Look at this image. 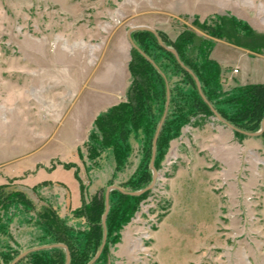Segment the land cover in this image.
Here are the masks:
<instances>
[{"label": "rangeland", "instance_id": "374dc122", "mask_svg": "<svg viewBox=\"0 0 264 264\" xmlns=\"http://www.w3.org/2000/svg\"><path fill=\"white\" fill-rule=\"evenodd\" d=\"M134 26L174 50L193 34L183 48L190 62L213 41L225 93L242 85L233 53L264 60V0H0V264L52 241L49 219L93 232L88 209L145 170L143 126L126 132L121 156L98 128L101 114L128 101L130 64H140ZM159 59L174 88L182 74ZM159 100L151 95L153 113ZM219 120L191 116L167 140L150 194L104 244L92 239L87 258L98 246L94 264H264V135H219Z\"/></svg>", "mask_w": 264, "mask_h": 264}, {"label": "trees", "instance_id": "16d2710c", "mask_svg": "<svg viewBox=\"0 0 264 264\" xmlns=\"http://www.w3.org/2000/svg\"><path fill=\"white\" fill-rule=\"evenodd\" d=\"M212 35L221 37L224 34L217 32ZM190 37L193 38L194 35L191 33L182 34L174 43L176 49L174 50L173 48L168 49L169 46L162 42L160 35L151 30H137L132 36L136 45L133 46V49L140 64L137 66L130 64L133 81L128 91V101L115 105L101 114L98 117V128L106 138L104 143L112 144L118 156H121V153L128 147L126 132L137 129L139 126H143L147 140L149 139V146L145 170L140 176L136 175L127 182L129 189L116 188L109 192V209L106 213L105 226L103 217L106 212L107 196L101 203L96 201L88 209L91 216L94 215L90 220L95 229L93 232L75 231L64 225L54 228L56 222L48 218L50 222L48 221L45 228L51 233L55 232L52 234L53 240L43 244L49 247H40L43 246L40 245L29 249L16 264L28 256L32 258V264H51L55 257L50 255L51 253L57 254L60 264H66L68 254L63 246L56 245L59 243L64 244L69 250V264H90L93 260L91 264L96 263L101 257L100 255L95 259L98 246L93 257L87 258L92 239L95 237L98 239V234L101 239L106 230L107 237H109L111 230L133 214L139 202L151 192V189H147V187L152 183L154 175V172H151L153 171L151 161L154 142L156 146L154 168H156L159 153L167 144V140L178 135L180 127L188 122L191 116L199 113L207 116L218 114L232 126L235 134L240 138L262 129L264 84L240 85L225 93L222 91L220 83L219 64L208 56L215 43L205 41L204 46H199V57L194 59V62H190L183 52L187 42L191 41ZM147 39L148 41H146ZM158 49L160 54L157 52ZM159 57H164L173 71H179L183 76L174 88L169 83L168 66L162 65ZM151 95L160 97V106L154 113L149 103ZM162 120L163 123L155 141ZM261 134L264 135V127ZM140 190L143 191L137 194L131 193Z\"/></svg>", "mask_w": 264, "mask_h": 264}, {"label": "crops", "instance_id": "0c3cea01", "mask_svg": "<svg viewBox=\"0 0 264 264\" xmlns=\"http://www.w3.org/2000/svg\"><path fill=\"white\" fill-rule=\"evenodd\" d=\"M245 49H239L237 50V53H233V57H230V60L233 59V63H236L240 68L242 72V85L248 84V83H264V60H250L248 54L245 52ZM223 61H226V59H222ZM244 60L243 64L244 67L240 66L239 61ZM225 63V62H224ZM218 119V118H217ZM219 120V119H218ZM220 121V120H219ZM221 124V125H219ZM217 129V133L220 135L221 133H224V130H227L229 132H233L234 130L224 121L221 120V122L218 123V125L213 126ZM227 127V128H226ZM213 128V129H214ZM213 135L215 136V130H213ZM213 136V141H216V138ZM251 137H260L259 135H248ZM232 141H228L226 143L222 142V146H231ZM219 143V142H218ZM218 143L212 142L213 145H216ZM243 143H238V145L242 146Z\"/></svg>", "mask_w": 264, "mask_h": 264}, {"label": "water", "instance_id": "95a60500", "mask_svg": "<svg viewBox=\"0 0 264 264\" xmlns=\"http://www.w3.org/2000/svg\"><path fill=\"white\" fill-rule=\"evenodd\" d=\"M141 28H146V29H148V30H151V31H153V32H155L152 28H150V27H140V26H134V27H132L130 30H129V40H130V42H131V44H132V46H136L135 45V43H134V41L132 40V37H131V35H130V33L133 31V30H136V29H141ZM168 49H171L170 47H167ZM216 117L218 118V119H220V120H222V121H224L222 118H221V116H219L218 114H216ZM164 119V118H163ZM225 122V121H224ZM162 123H163V120L160 122V125H159V128H158V131H157V134H156V137H155V141H156V138H157V136H158V133H159V130H160V127L162 126ZM226 123V122H225ZM229 126H231L230 124H228ZM232 127V126H231ZM263 127H264V121H263ZM263 127H262V129L261 130H259L258 132H255V133H252L251 135H258V134H260L261 132H262V130H263ZM155 152H156V146H155V142H154V147H153V157H152V161H151V167H152V169H153V172H154V175H153V181H152V183L147 187V189H151L153 186H154V184H155V182H156V176H157V173H156V170H155V168H154V158H155ZM121 189L122 190V188L120 187V186H118V185H111L108 189H107V198H106V204H107V206H106V212H105V214H104V217H103V224H104V226H105V218H106V213H107V211H108V209H109V203H108V194H109V192L112 190V189ZM143 190H140V191H136V192H131V193H133V194H137V193H140V192H142ZM105 241H106V232H105V234H104V242H103V244L105 243ZM56 245H58V246H63L65 249H66V251H67V254H68V261H67V263L66 264H69V259H70V253H69V250H68V248L64 245V244H62V243H59V244H56ZM40 247H49L48 245H43V246H40ZM101 250H102V248L100 249V251L98 252V254L95 256V259L100 255V253H101ZM29 250H27L26 252H23V253H21V254H19V256H17L10 264H16L27 252H28ZM94 261V260H93ZM92 261V262H93ZM91 262V263H92ZM90 263V264H91Z\"/></svg>", "mask_w": 264, "mask_h": 264}, {"label": "flooded vegetation", "instance_id": "af4514ba", "mask_svg": "<svg viewBox=\"0 0 264 264\" xmlns=\"http://www.w3.org/2000/svg\"><path fill=\"white\" fill-rule=\"evenodd\" d=\"M233 129V128H232ZM262 133V132H261ZM260 135V134H259Z\"/></svg>", "mask_w": 264, "mask_h": 264}]
</instances>
